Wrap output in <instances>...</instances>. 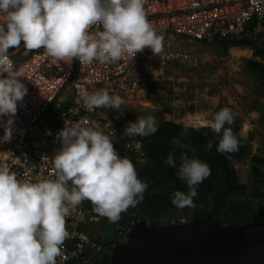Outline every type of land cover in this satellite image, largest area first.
<instances>
[{
    "label": "clouds",
    "instance_id": "9594fccd",
    "mask_svg": "<svg viewBox=\"0 0 264 264\" xmlns=\"http://www.w3.org/2000/svg\"><path fill=\"white\" fill-rule=\"evenodd\" d=\"M0 142L12 139L17 105L27 93L20 81L22 70L8 56L10 48L43 49L63 61L76 59L80 64L93 61L110 64L124 57L134 58L149 49L162 54L163 37L148 21L144 0H0ZM6 74V75H4ZM87 110H122L125 100L104 89L81 90ZM235 113L228 107L215 112L206 125L220 135L216 151L234 153L239 141L231 125ZM158 130L151 114L128 122L123 132L146 137ZM51 135L50 130H46ZM186 135L171 141L182 149L177 165L173 154L164 163L177 169L176 176L187 192L175 190L170 202L177 209L193 207L198 186L210 175L207 163L189 157L194 151L182 143ZM59 147L53 156L55 179L20 181L6 166H0V264H56L63 241L68 237L65 218L84 200L109 223L120 220L122 212L135 207L148 188L138 178L133 163L121 157L109 136L92 127L76 123L64 126L57 134ZM206 149L212 148L208 141ZM70 182V183H69Z\"/></svg>",
    "mask_w": 264,
    "mask_h": 264
},
{
    "label": "built area",
    "instance_id": "2783aa9c",
    "mask_svg": "<svg viewBox=\"0 0 264 264\" xmlns=\"http://www.w3.org/2000/svg\"><path fill=\"white\" fill-rule=\"evenodd\" d=\"M144 10L148 21L163 37V52L157 56L145 49L134 58L124 57L110 64H80L76 59L57 60L43 49L28 51L19 47L8 51L14 67L22 70L23 77L19 79L27 93L17 105L12 139L0 142V166L8 167L20 181L55 179L52 135H47L46 130L76 123L108 135L121 157H131L143 166L147 160L141 141L125 135L123 130L128 122L139 117L138 104L148 94L147 84L154 80L153 66L186 64L196 68L199 60L179 49V44L232 39L247 31L264 50V0H144ZM100 89L120 95L125 100L122 110H87L80 98L81 90ZM6 119L0 116V122ZM206 120L187 113L177 123L199 129L208 127ZM3 132L0 126V136ZM100 219L93 208H85L83 203L65 218L69 235L56 264H88V257L106 250L96 237L90 236Z\"/></svg>",
    "mask_w": 264,
    "mask_h": 264
},
{
    "label": "trees",
    "instance_id": "16d2710c",
    "mask_svg": "<svg viewBox=\"0 0 264 264\" xmlns=\"http://www.w3.org/2000/svg\"><path fill=\"white\" fill-rule=\"evenodd\" d=\"M200 44H210L199 41ZM212 46H216L223 56L231 48L252 50L254 57L262 62H255L249 59L242 60V67L245 72L255 76L260 86H264V50L248 34V31L240 37L232 39L213 40ZM150 85V84H149ZM150 88H153L150 86ZM169 111L167 108L163 109ZM192 109L190 108L189 111ZM158 130L146 137L136 136L142 143L147 163L143 166L131 157H127L134 165L137 176L146 181L148 188L143 194V199L135 207H129L121 213L120 221L112 223L119 227L110 236H95L90 232L91 238L96 237L99 244L106 246V250L99 255L88 257V264H109V253L111 248L126 240L127 228L136 222L143 221L142 214L146 212L158 213L161 216L173 214L174 217H182L185 221H191L209 214L211 218L224 220L229 224H249L253 220L264 221V157L258 154H250L249 139H243L238 134V126L231 127L233 134L239 141L238 150L234 153H220L216 151L220 135L214 133L210 128L192 129L186 128L173 121L158 120ZM61 130L54 127L51 130L52 155L59 147L56 134ZM185 132L182 143L189 144L194 151H185L190 158L195 156L205 162L211 169L210 175L198 186L197 196L193 198V207L183 209L175 208L170 202L171 193L175 190L187 192V186L176 176L177 169L164 163L169 153L179 165L182 149L174 148L171 141ZM208 141L212 142V148L206 149ZM249 158L250 181L247 184L240 183L235 174L234 165ZM85 208H93L88 200L82 201ZM132 215V221L127 215ZM104 220L107 218L103 217ZM132 222V223H130ZM178 220L170 224H179ZM102 238L103 242L98 238Z\"/></svg>",
    "mask_w": 264,
    "mask_h": 264
},
{
    "label": "rangeland",
    "instance_id": "374dc122",
    "mask_svg": "<svg viewBox=\"0 0 264 264\" xmlns=\"http://www.w3.org/2000/svg\"><path fill=\"white\" fill-rule=\"evenodd\" d=\"M209 43H177L179 49L199 60L196 68L186 64L151 68V79L154 80L147 84L148 94L138 104V116L151 114L156 121L162 119L177 123L190 113L210 120L215 112L228 107L236 115L233 123L226 124L225 127L238 126V134L243 139H249L250 154L264 157V86H260L258 78L245 72L242 67L243 59L255 62L262 60L254 57L250 48H231L227 55L223 56L216 46ZM19 47H23V42ZM19 47L9 50H17ZM164 108L169 111L165 112ZM249 167V158L234 165L240 183H249ZM128 216L132 221V215ZM141 216L146 224L165 225L175 220L184 222V218L174 217L173 214L161 216L158 213L146 212ZM114 231H119V227L103 217L99 224L93 226L95 236H110ZM98 239L103 242L102 238Z\"/></svg>",
    "mask_w": 264,
    "mask_h": 264
},
{
    "label": "water",
    "instance_id": "95a60500",
    "mask_svg": "<svg viewBox=\"0 0 264 264\" xmlns=\"http://www.w3.org/2000/svg\"><path fill=\"white\" fill-rule=\"evenodd\" d=\"M109 264H264V221L235 225L209 214L175 225L139 221L111 248Z\"/></svg>",
    "mask_w": 264,
    "mask_h": 264
}]
</instances>
